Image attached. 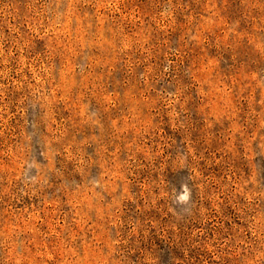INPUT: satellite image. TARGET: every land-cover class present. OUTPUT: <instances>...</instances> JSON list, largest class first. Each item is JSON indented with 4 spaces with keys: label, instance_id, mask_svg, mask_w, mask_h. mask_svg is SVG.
I'll list each match as a JSON object with an SVG mask.
<instances>
[{
    "label": "rangeland",
    "instance_id": "374dc122",
    "mask_svg": "<svg viewBox=\"0 0 264 264\" xmlns=\"http://www.w3.org/2000/svg\"><path fill=\"white\" fill-rule=\"evenodd\" d=\"M0 264H264V0H0Z\"/></svg>",
    "mask_w": 264,
    "mask_h": 264
},
{
    "label": "clouds",
    "instance_id": "9594fccd",
    "mask_svg": "<svg viewBox=\"0 0 264 264\" xmlns=\"http://www.w3.org/2000/svg\"><path fill=\"white\" fill-rule=\"evenodd\" d=\"M182 199H187V193L184 194V196L182 197Z\"/></svg>",
    "mask_w": 264,
    "mask_h": 264
}]
</instances>
